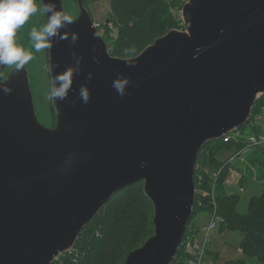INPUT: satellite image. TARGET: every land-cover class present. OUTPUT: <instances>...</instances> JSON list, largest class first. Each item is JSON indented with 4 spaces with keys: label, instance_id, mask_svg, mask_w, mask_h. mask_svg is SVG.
Masks as SVG:
<instances>
[{
    "label": "water",
    "instance_id": "95a60500",
    "mask_svg": "<svg viewBox=\"0 0 264 264\" xmlns=\"http://www.w3.org/2000/svg\"><path fill=\"white\" fill-rule=\"evenodd\" d=\"M40 1L65 13V0ZM74 3L61 29L68 38L47 49L49 78L82 59L67 98L50 102V126L38 117L28 65H0V87L11 89L0 91V264H52L138 181L154 205V233L124 264H172L193 216L200 152L245 126L264 94V0H187L186 27L133 57L112 55L85 0ZM118 79L129 82L123 97Z\"/></svg>",
    "mask_w": 264,
    "mask_h": 264
},
{
    "label": "trees",
    "instance_id": "16d2710c",
    "mask_svg": "<svg viewBox=\"0 0 264 264\" xmlns=\"http://www.w3.org/2000/svg\"><path fill=\"white\" fill-rule=\"evenodd\" d=\"M108 2L109 21L117 30L116 35L111 34V30H107L104 34L112 55L136 56L157 37L175 28L171 26L175 22L170 14L167 0H108ZM180 22L183 26H176V28L184 29L186 25L181 19ZM263 106L264 94L262 93L255 102L251 117L261 111ZM248 123L249 121L247 125ZM261 130V127H253L250 131ZM224 145L235 148L236 152L243 148L245 143L243 141L225 142L223 137L208 141L198 157L196 174L206 167L213 170L222 168L214 185L216 186V213L224 217L221 227L228 226V228L242 231L241 252L247 257H257L264 263V191L250 198L245 214L236 212L239 195L234 194L230 197L224 194L223 179L230 163L229 159L216 156L217 148ZM262 148L264 149V146ZM206 179L207 176L205 182ZM198 204L197 197L185 238L191 232L199 230L194 223L195 214L202 210L209 212L214 210L213 206L202 207ZM229 212H233L235 216L231 217ZM153 217L154 205L144 192L143 181L135 182L118 191L84 228L75 244L79 251L76 261L69 255L62 254L54 262L58 264H124L127 255L153 235ZM182 246L172 264H188V252L182 253ZM244 263V260H231L225 264Z\"/></svg>",
    "mask_w": 264,
    "mask_h": 264
},
{
    "label": "rangeland",
    "instance_id": "374dc122",
    "mask_svg": "<svg viewBox=\"0 0 264 264\" xmlns=\"http://www.w3.org/2000/svg\"><path fill=\"white\" fill-rule=\"evenodd\" d=\"M169 2V11L174 19V24L171 26L181 27L180 22L181 8L187 0H167ZM37 6V13L32 15L28 22L20 29L17 30L15 41L16 44L22 47L25 51H29L33 55V59L27 64L32 77V85L34 90L35 101L37 105L38 117L40 121L50 126L52 124V113L49 95V74L47 69V49L37 52L34 49V42L30 39V32L33 27L40 29L44 24V13L42 12L43 5L40 0H34ZM65 13L72 19L77 15L78 9L74 0H65ZM86 7L88 8L94 23L105 24L110 17V6L108 0H87ZM176 17V18H175ZM110 31V29H109ZM117 30H111V34L116 35ZM12 65H6L10 68ZM264 125V118L261 122ZM248 131L249 127L244 126ZM235 153V148L219 147L216 150V156L222 159L230 158ZM264 149L260 146H249L246 151L230 161L225 171L223 185H225L226 195L232 197L234 194L239 195L236 212L245 214L248 208L250 198L264 191ZM217 170V169H216ZM224 191V190H222ZM234 217L233 212L228 213ZM211 212L202 210L194 216V223L203 229L209 224ZM222 218H224L222 216ZM222 224L218 223L217 227L211 230V240L208 241L206 249L204 248L205 257L203 264H225L231 260H244V264H264L260 262L257 257H247L241 252L240 243L243 238L242 231L239 229H231L228 226L221 227ZM198 235V231L196 232ZM196 242L187 241L183 245L185 237L181 246L183 247L182 253H187L190 250L189 246L196 248V244L202 242V233L199 237H195ZM199 238V240H198ZM180 246V247H181ZM196 250V249H195ZM68 256V255H65ZM70 256V255H69ZM79 256V255H78ZM71 257V256H70ZM74 258V257H73ZM72 258V259H73ZM74 260V259H73ZM53 264H58L54 262Z\"/></svg>",
    "mask_w": 264,
    "mask_h": 264
},
{
    "label": "clouds",
    "instance_id": "9594fccd",
    "mask_svg": "<svg viewBox=\"0 0 264 264\" xmlns=\"http://www.w3.org/2000/svg\"><path fill=\"white\" fill-rule=\"evenodd\" d=\"M37 11L34 0H0V65H12L16 72H21L33 59L31 52L25 51L16 44L15 37L17 30L24 26ZM42 12L47 14V22L40 29L33 27L30 32V39L34 42L33 46L37 52L43 49L50 50L57 36L61 40L67 39V35L61 34V29L66 28L67 25L73 22L68 14L62 10H57L56 5L51 2L44 3ZM71 37V43L75 44L79 38L78 35L72 33ZM73 55L75 54L73 53ZM81 59L77 57L75 65L68 66L64 72L56 76L51 75L48 99L53 105L58 100L62 101L67 98L69 91L72 89L74 74L79 71ZM97 63H99L98 59ZM47 67L48 72L51 74L55 67L51 62V58H49ZM89 79H91V74ZM128 83L126 79H118L113 81L112 87L119 96L123 97L126 95L125 89ZM0 91L7 95L10 94L11 89L0 87ZM79 98L84 104L89 102L90 91L87 87L81 86Z\"/></svg>",
    "mask_w": 264,
    "mask_h": 264
},
{
    "label": "built area",
    "instance_id": "2783aa9c",
    "mask_svg": "<svg viewBox=\"0 0 264 264\" xmlns=\"http://www.w3.org/2000/svg\"><path fill=\"white\" fill-rule=\"evenodd\" d=\"M96 27L99 29V31L104 35L107 30H113L115 29L112 22L108 21L105 24H99L95 22ZM264 118V106L262 107L261 111H259L257 114L254 115V117H251L249 120L248 125L245 126L249 127V130L246 131L244 126L240 128H236L234 130L229 131L226 135L223 136L224 141H236L241 142L243 141L245 143V146L241 148L240 150L236 151L235 153L239 155L243 151H246L249 146H264V125L261 123L262 119ZM253 127H261L262 130L258 132L250 131ZM232 155L230 158H228L229 162L232 161L235 156ZM222 168L219 169H209V168H203L201 171H198L197 174H195V182H196V189H197V197H198V205L200 206H207L210 205V207H214L213 212H211V218L209 219V224L204 227L203 229L198 230V235L196 232H191L188 237L185 238L183 245L186 244L187 241H194L196 242L195 237H199V234L202 233V239L200 243L196 244V250L189 246L190 250L188 252L187 261L188 264H203L204 257L206 251H204V248L206 249V246L208 244V241L211 240V230L215 227H217V224L224 222V218L220 214L216 213V196H215V188L216 182L218 180V177L220 175ZM207 176L206 182L205 177ZM199 240V238H198ZM65 255H70L75 261L77 260V257L79 255V251L76 245H74L69 250L65 251Z\"/></svg>",
    "mask_w": 264,
    "mask_h": 264
},
{
    "label": "flooded vegetation",
    "instance_id": "af4514ba",
    "mask_svg": "<svg viewBox=\"0 0 264 264\" xmlns=\"http://www.w3.org/2000/svg\"><path fill=\"white\" fill-rule=\"evenodd\" d=\"M87 0H85V4H86Z\"/></svg>",
    "mask_w": 264,
    "mask_h": 264
}]
</instances>
